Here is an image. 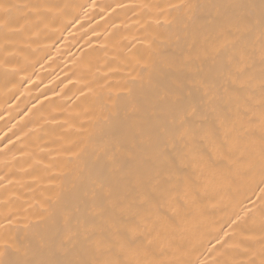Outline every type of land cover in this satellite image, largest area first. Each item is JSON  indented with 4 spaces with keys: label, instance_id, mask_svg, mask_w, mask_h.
<instances>
[{
    "label": "bare ground",
    "instance_id": "bare-ground-1",
    "mask_svg": "<svg viewBox=\"0 0 264 264\" xmlns=\"http://www.w3.org/2000/svg\"><path fill=\"white\" fill-rule=\"evenodd\" d=\"M6 2L18 7L0 16V261L86 259V238L103 237L95 258L260 264L258 120L227 155L225 128L182 124L235 39L221 23L253 19L259 67L260 0ZM253 92L258 117V78Z\"/></svg>",
    "mask_w": 264,
    "mask_h": 264
},
{
    "label": "snow or ice",
    "instance_id": "snow-or-ice-1",
    "mask_svg": "<svg viewBox=\"0 0 264 264\" xmlns=\"http://www.w3.org/2000/svg\"><path fill=\"white\" fill-rule=\"evenodd\" d=\"M259 21V67L257 68V50L251 40L254 33L255 22L245 16L237 17L221 23L219 28L229 37L235 39L229 41L231 47L227 48V54L222 62L219 77L213 76L211 80L201 82L202 96L199 104L189 103L185 107L182 124L190 126V117H199L201 120H210L204 133L209 137L215 135L216 128H225L221 140V149L225 155L232 152L239 137L247 133L254 134L249 126L259 122V138L261 142V165L264 170V0H260ZM17 5L0 0V16L8 17ZM239 34V35H236ZM258 73V77H257ZM259 80V115L257 117L254 107V84ZM179 99V98H178ZM186 132L189 128L186 127ZM264 192V188L261 189ZM104 209H101L103 213ZM91 245L87 249L90 258L71 261H42L39 264H139L134 259H100L95 258V253L107 247L109 241L103 237L86 238ZM151 242V241H149ZM126 253L135 252L137 245L135 240H128L122 245ZM0 264H13V262L0 261ZM255 264V261L252 262ZM260 264H264L261 259Z\"/></svg>",
    "mask_w": 264,
    "mask_h": 264
}]
</instances>
